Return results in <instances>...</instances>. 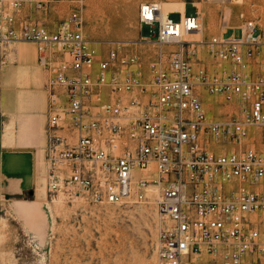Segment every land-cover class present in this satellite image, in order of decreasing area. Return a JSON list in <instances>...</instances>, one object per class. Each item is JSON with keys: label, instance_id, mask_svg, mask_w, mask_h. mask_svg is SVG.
Segmentation results:
<instances>
[{"label": "built area", "instance_id": "1", "mask_svg": "<svg viewBox=\"0 0 264 264\" xmlns=\"http://www.w3.org/2000/svg\"><path fill=\"white\" fill-rule=\"evenodd\" d=\"M57 0H0V49L29 41L46 72L43 148L50 197L92 205L152 200L157 264H264V39L188 38L199 14L161 17L147 64L127 42L105 51L83 31V5L58 22ZM81 2V0H78ZM146 8L151 14H145ZM212 97L222 113H210Z\"/></svg>", "mask_w": 264, "mask_h": 264}, {"label": "rangeland", "instance_id": "2", "mask_svg": "<svg viewBox=\"0 0 264 264\" xmlns=\"http://www.w3.org/2000/svg\"><path fill=\"white\" fill-rule=\"evenodd\" d=\"M147 2L184 3L185 14L198 13L203 33L199 38L190 37L193 40L239 34L244 19H254L264 39V0H57L48 13L39 11L34 17L58 22L83 5V31L102 51L116 42H127L146 65L155 45L142 37L153 40L157 34V23L151 29L140 22L141 5ZM170 17L179 20L178 13H170ZM20 42L0 49V97L5 87L1 73L18 63L16 46ZM27 83L45 99V71L37 84L31 79ZM205 106L210 113L223 112L212 97H206ZM44 124L45 117L42 132ZM4 131L0 115V264H157L158 214L152 200L98 206L84 197L75 201L64 195L50 197L45 185L44 143L36 138L28 146L4 144ZM24 177L29 182L22 186ZM43 185L46 193L41 198Z\"/></svg>", "mask_w": 264, "mask_h": 264}, {"label": "crops", "instance_id": "3", "mask_svg": "<svg viewBox=\"0 0 264 264\" xmlns=\"http://www.w3.org/2000/svg\"><path fill=\"white\" fill-rule=\"evenodd\" d=\"M30 44V46H25L20 42L16 46L18 63L4 69L1 73L5 82L0 97V115L5 127L4 144L13 143L15 146H28L36 142V138L45 144L47 93L45 92L44 99V96L42 97L39 93L40 91L33 88L32 83L31 85L27 83L31 79L33 83L35 81L37 84L40 76L44 74V70L38 62L36 64V47L31 42ZM43 117H45V124L42 132ZM28 182V177H24L20 181L22 186Z\"/></svg>", "mask_w": 264, "mask_h": 264}, {"label": "bare ground", "instance_id": "4", "mask_svg": "<svg viewBox=\"0 0 264 264\" xmlns=\"http://www.w3.org/2000/svg\"><path fill=\"white\" fill-rule=\"evenodd\" d=\"M158 5H159L160 10H161L160 11L161 12V17H163V18L166 17L168 13L176 12V11H179L181 13V15H183V16L184 15H187V14H185L186 8H185L184 3L183 4L182 3L181 4H172V3H168V2H162V3L158 4ZM197 7H198V11H201V6L200 5H197ZM143 11H144L145 14H147V13L148 14H151L149 11H147L146 8H144ZM201 26H202V24H201ZM202 33H203V29L201 27L200 30L195 31L194 33L190 34L188 36V38H190V37H197V38H199ZM221 37H224V36H221ZM197 41H202V39H197ZM24 43H27V44L31 45L29 41H25ZM37 193H38V191H37ZM45 193H46L45 192V185H43L42 188H41V191L39 192V195L41 196V198L44 197Z\"/></svg>", "mask_w": 264, "mask_h": 264}, {"label": "water", "instance_id": "5", "mask_svg": "<svg viewBox=\"0 0 264 264\" xmlns=\"http://www.w3.org/2000/svg\"><path fill=\"white\" fill-rule=\"evenodd\" d=\"M29 194H30V195H33V194H34V191H32V190L29 191Z\"/></svg>", "mask_w": 264, "mask_h": 264}]
</instances>
